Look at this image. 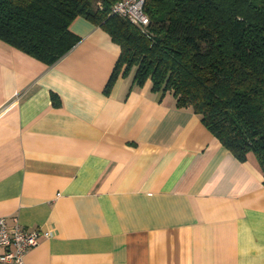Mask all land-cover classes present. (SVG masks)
I'll list each match as a JSON object with an SVG mask.
<instances>
[{
  "label": "crops",
  "instance_id": "crops-1",
  "mask_svg": "<svg viewBox=\"0 0 264 264\" xmlns=\"http://www.w3.org/2000/svg\"><path fill=\"white\" fill-rule=\"evenodd\" d=\"M70 29L52 65L0 40V215L39 230L25 264H264L255 155L133 68L105 92L119 45L82 16Z\"/></svg>",
  "mask_w": 264,
  "mask_h": 264
},
{
  "label": "trees",
  "instance_id": "trees-1",
  "mask_svg": "<svg viewBox=\"0 0 264 264\" xmlns=\"http://www.w3.org/2000/svg\"><path fill=\"white\" fill-rule=\"evenodd\" d=\"M117 1L0 0V40L52 65L80 40L71 22L88 19L120 47L105 92L133 68L134 85L169 91L264 174V0H144L143 27L111 13Z\"/></svg>",
  "mask_w": 264,
  "mask_h": 264
},
{
  "label": "built area",
  "instance_id": "built-area-1",
  "mask_svg": "<svg viewBox=\"0 0 264 264\" xmlns=\"http://www.w3.org/2000/svg\"><path fill=\"white\" fill-rule=\"evenodd\" d=\"M143 4L144 0H120L112 5L111 13L143 27L148 24ZM43 233L45 236L49 235L47 231ZM38 235L39 230L28 229L18 222L8 224L0 215V264H25L24 257L29 248L37 244Z\"/></svg>",
  "mask_w": 264,
  "mask_h": 264
}]
</instances>
